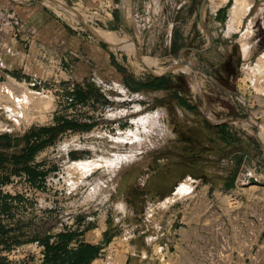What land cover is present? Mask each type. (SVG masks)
<instances>
[{
  "label": "rangeland",
  "instance_id": "1",
  "mask_svg": "<svg viewBox=\"0 0 264 264\" xmlns=\"http://www.w3.org/2000/svg\"><path fill=\"white\" fill-rule=\"evenodd\" d=\"M203 1L0 0V70L14 72L0 78V136H10L0 139V154L9 158L0 164L6 264H45V241L64 242L61 233L69 234L70 248L101 247L91 264H156L160 246L173 239L177 212L194 194L264 191V0H240L237 17V0ZM109 5L119 10L115 23L107 19ZM34 8L60 23L67 41L64 52L40 54V72L26 73L4 53L23 31L33 33ZM114 38L133 47L120 48ZM179 59L201 71L178 66L166 75L167 89L126 83L128 76H160ZM63 122L93 125L56 130L29 163L33 180L12 157ZM224 123L222 132L217 125ZM182 184L192 191L178 197Z\"/></svg>",
  "mask_w": 264,
  "mask_h": 264
},
{
  "label": "built area",
  "instance_id": "2",
  "mask_svg": "<svg viewBox=\"0 0 264 264\" xmlns=\"http://www.w3.org/2000/svg\"><path fill=\"white\" fill-rule=\"evenodd\" d=\"M182 206L156 264H264V191L210 189Z\"/></svg>",
  "mask_w": 264,
  "mask_h": 264
},
{
  "label": "trees",
  "instance_id": "3",
  "mask_svg": "<svg viewBox=\"0 0 264 264\" xmlns=\"http://www.w3.org/2000/svg\"><path fill=\"white\" fill-rule=\"evenodd\" d=\"M173 46L177 47V42L173 44ZM116 63L119 71L126 72V69L113 60ZM126 83L131 86L132 83L135 84L136 89L143 90H160V89H167L170 88V81L166 75L163 76H155L152 77L150 80L147 81H136L132 76H128L126 78ZM179 101L181 104L190 108L189 104L186 100L182 97H179ZM93 124H78L76 122H63L62 124H57V126L44 128L42 132H46L49 135L53 134L56 130H63V129H89L92 127ZM227 124L217 125L222 132H225ZM35 133V132H34ZM33 133V134H34ZM28 140L30 137L26 136ZM55 135L53 134L50 138L43 140L41 143H36L34 145H30L27 150L19 155H14L12 157L13 162L16 165H24L25 169L29 172L31 178L35 180L37 178V174L35 171L31 169L29 163L35 158V155L40 147H42L47 141H53ZM9 140L10 136L3 135L0 136V139ZM9 158L4 157L3 154H0V164L8 161ZM193 176L202 178L204 180H208L206 175L200 172H193L191 173ZM230 184H227L226 187H229ZM174 187L168 190H158V193L165 197L169 195L173 191ZM60 238L64 239V242H58L57 244H52L49 240L45 241L46 247V263L45 264H91L92 261L98 257L101 252V247L97 244L82 242L78 246L74 248L68 247V243L70 240V236L67 233H61ZM6 256H2L0 254V264H6Z\"/></svg>",
  "mask_w": 264,
  "mask_h": 264
},
{
  "label": "crops",
  "instance_id": "4",
  "mask_svg": "<svg viewBox=\"0 0 264 264\" xmlns=\"http://www.w3.org/2000/svg\"><path fill=\"white\" fill-rule=\"evenodd\" d=\"M30 13V19L34 21L33 33H29V36H26L25 31H23V35H21L20 39L14 40L12 42L13 49L8 53H4V56L7 60H12L13 64L15 65L13 66L15 69L20 71V69L25 68L27 69L26 73H29V70H32L33 72H40L42 65L37 59L40 54H44L46 57L48 56V58H50L51 53L53 52L51 50L52 48H58L60 52H64V44L67 41V33L61 29L62 26L60 23L54 21L53 18L45 13L42 9L34 8ZM107 13L111 15L107 18L109 23L117 22L116 18L119 15V10H117L115 5H112V7L109 5ZM38 16L43 17L44 22H36ZM42 30H45L46 35H41L40 31ZM136 44L139 48L144 46L142 41L137 40ZM78 55L79 54L76 53L77 57ZM60 57L64 63V53L61 54ZM44 64L45 66L43 72L47 75H51L50 67H48L45 62ZM10 73L14 72H12V69L9 67L8 69H3V71L0 70V78L6 76L9 77Z\"/></svg>",
  "mask_w": 264,
  "mask_h": 264
},
{
  "label": "bare ground",
  "instance_id": "5",
  "mask_svg": "<svg viewBox=\"0 0 264 264\" xmlns=\"http://www.w3.org/2000/svg\"><path fill=\"white\" fill-rule=\"evenodd\" d=\"M55 1V0H54ZM56 3H58V2H56ZM61 4V3H60ZM66 4V3H65ZM243 5V3L240 1V0H237V2H236V4H235V6L233 7V10H232V12H233V16L234 17H237L238 16V14L239 13H241V10H242V6ZM68 6V5H67ZM64 7V6H63ZM66 8V7H65ZM64 8V9H65ZM68 8V7H67ZM70 9V8H69ZM66 10V9H65ZM68 10V9H67ZM70 11V10H69ZM78 17V16H77ZM233 17V18H234ZM80 18V17H79ZM82 20V19H81ZM98 36H100V37H103V38H107V40H109V41H111L110 39H111V37L110 36H108V35H101V34H98ZM113 40V42L116 44V46H119L120 48L121 47H127L128 49H129V47L130 46H132L131 44H130V42H129V40H126V39H116V38H114V39H112ZM112 42V41H111ZM115 46V45H114ZM133 47V46H132ZM118 48V47H117ZM131 48V47H130ZM127 49V50H128ZM145 63L147 64V65H151V61H145ZM184 64H179L178 66H183ZM186 65H188V64H186ZM189 66V65H188ZM183 68V67H182ZM183 69H185V68H183ZM188 69H190V68H188ZM263 130V129H262ZM186 187H187V185L186 184H182V185H180L179 187H178V190H177V192H176V195L177 196H182L183 194H185V192L188 190H186ZM177 198V197H176ZM171 200V199H170Z\"/></svg>",
  "mask_w": 264,
  "mask_h": 264
},
{
  "label": "water",
  "instance_id": "6",
  "mask_svg": "<svg viewBox=\"0 0 264 264\" xmlns=\"http://www.w3.org/2000/svg\"><path fill=\"white\" fill-rule=\"evenodd\" d=\"M207 0H204L203 1V5H204V2L206 3ZM203 21V20H202ZM179 64H188L191 68H194V69H197V70H200V68H197L195 65H193L191 62L189 61H186V60H182V59H179L178 62L176 64H174L171 68H169L166 72H164L162 75L160 76H163V75H167L169 72L171 71H174L176 68H178V65ZM201 71V70H200ZM221 90H224V91H228L232 94H235L237 95L235 92L231 91L230 89H228L225 85H223L222 83L212 79L211 77H209ZM238 96V95H237ZM256 127H258L256 124H254Z\"/></svg>",
  "mask_w": 264,
  "mask_h": 264
}]
</instances>
